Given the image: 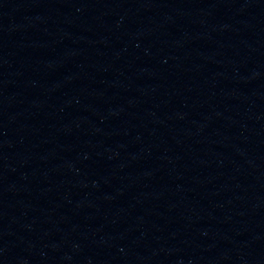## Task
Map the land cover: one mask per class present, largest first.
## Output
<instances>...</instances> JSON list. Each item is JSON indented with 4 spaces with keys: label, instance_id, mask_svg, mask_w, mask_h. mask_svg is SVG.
<instances>
[{
    "label": "water",
    "instance_id": "water-1",
    "mask_svg": "<svg viewBox=\"0 0 264 264\" xmlns=\"http://www.w3.org/2000/svg\"><path fill=\"white\" fill-rule=\"evenodd\" d=\"M0 264H56L1 191Z\"/></svg>",
    "mask_w": 264,
    "mask_h": 264
}]
</instances>
